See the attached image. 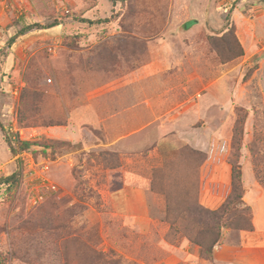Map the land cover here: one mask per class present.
Returning a JSON list of instances; mask_svg holds the SVG:
<instances>
[{"label":"rangeland","instance_id":"1","mask_svg":"<svg viewBox=\"0 0 264 264\" xmlns=\"http://www.w3.org/2000/svg\"><path fill=\"white\" fill-rule=\"evenodd\" d=\"M187 1L0 0V180L22 172L0 181V263L264 264L233 227L207 253L190 213L238 164L264 231V37L240 40L248 0L216 29H184Z\"/></svg>","mask_w":264,"mask_h":264},{"label":"trees","instance_id":"2","mask_svg":"<svg viewBox=\"0 0 264 264\" xmlns=\"http://www.w3.org/2000/svg\"><path fill=\"white\" fill-rule=\"evenodd\" d=\"M229 13V12H228ZM227 13V14H228ZM82 21L86 22H92V20L89 19H83ZM192 20H188L185 22L184 27L188 28L192 24ZM56 24H51L47 27H51ZM40 26L38 24H29L26 26H23L20 28L14 36H12L8 44L11 45L12 42L14 41L15 37H18L20 35H23L27 31L32 30L33 28H39ZM220 33L221 35V41L225 44V49L229 54V57L224 58V61H230L234 57H238L243 55V48L241 47L240 43L237 41L236 36H235V30L234 26L230 25V28L224 27L221 28ZM225 33H228L230 35L231 41H233V46L230 47V41H228V37L224 36ZM232 48L237 49V52L235 54H231ZM217 51L218 49L215 48ZM219 54V53H218ZM2 131L4 132V127L2 128ZM5 142L7 143L11 154L16 157L18 153L17 147L13 145V141L11 138L7 137L5 133H3ZM15 138H17V135H15ZM17 140V139H16ZM18 148L20 149L21 146H27L26 142H19ZM21 168L18 166L14 172L9 174L8 176L1 178L0 181L4 183H17L18 178L21 175ZM231 190L227 196H225L224 201L221 203V205L214 209H207L202 206H195L193 208V211L191 210V215L194 214L195 218L201 223V225L204 226V228L200 229L203 232H211V239L209 244L205 245L201 241H198L199 244L203 246H206L205 250L207 253H211L213 246L215 243L220 238L221 235V228L223 227H233V229H237L238 232L241 231H250L252 229V222H251V208L249 205H247L244 200H243V195H244V188L241 180V173L239 170V165L238 164H233L232 163V175H231ZM224 220L226 222H224ZM2 264V263H0Z\"/></svg>","mask_w":264,"mask_h":264},{"label":"crops","instance_id":"3","mask_svg":"<svg viewBox=\"0 0 264 264\" xmlns=\"http://www.w3.org/2000/svg\"><path fill=\"white\" fill-rule=\"evenodd\" d=\"M226 1L227 0H192V1L188 0L186 2V9H189L188 12L189 14L186 19L187 21L192 20L193 22L188 28H191L193 26L198 28L206 27L207 29L209 27L210 29H216L217 27H221L220 19H222L223 13L219 11V7L222 6ZM248 1L250 2V4H246L245 2H238L237 5L234 7L233 11L231 12V19L234 21V24L236 23L235 26L237 28L238 35L240 34L239 35L240 40H246V39L253 40L256 39L257 35H261L262 37H264V0H248ZM185 21L183 23V26L185 24ZM183 28L188 29L185 27ZM180 35H185V34H180ZM263 48L261 49L252 48L254 50L252 52L253 54L258 52L263 53L262 50ZM250 49H249V53H252L250 52L251 51ZM245 52H246V48H245ZM132 54L133 55L135 54V50L132 51ZM0 134H1V127H0ZM185 134L186 132L182 133L181 135L183 136ZM193 139H195L196 143H198V139H199L198 137H195ZM7 151L8 154H11L9 147L7 148ZM216 179L218 180V178L215 175L211 176L212 182H220L217 181ZM230 179H231V175L229 177V180ZM254 185L250 184V187L254 188L255 187ZM244 187H243L244 188L243 200L246 203L247 202L250 203L251 206L254 200L253 196L252 194L249 193V189L245 185ZM259 196L260 193L258 191L257 197ZM221 201H222L221 198L212 196L211 198L206 200L207 202L206 204L211 206L210 208L215 209L220 206V204L222 203ZM240 236H241V245H243V247H251V249L259 248L262 249V251L264 250V231L261 233L260 238H257L258 231H251V232L243 231L241 232ZM250 236H254L256 239H250Z\"/></svg>","mask_w":264,"mask_h":264},{"label":"built area","instance_id":"4","mask_svg":"<svg viewBox=\"0 0 264 264\" xmlns=\"http://www.w3.org/2000/svg\"><path fill=\"white\" fill-rule=\"evenodd\" d=\"M235 0H231L230 1V3H228V4H223L222 6H220L219 8H221L224 12H228L229 11V7H231L232 6V3L234 2ZM229 6V7H228ZM13 138H15V135H13L12 136ZM45 180V179H44ZM43 180V181H44ZM48 183V182H47ZM46 188H51V184L50 185H48V186H46ZM51 189H53V188H51ZM54 189H55V187H54ZM42 198V196L41 195H39V196H37V200H40ZM37 200L35 199L34 200V204L37 202Z\"/></svg>","mask_w":264,"mask_h":264}]
</instances>
